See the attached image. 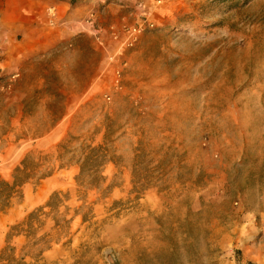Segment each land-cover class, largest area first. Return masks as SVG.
<instances>
[{
  "label": "rangeland",
  "instance_id": "obj_1",
  "mask_svg": "<svg viewBox=\"0 0 264 264\" xmlns=\"http://www.w3.org/2000/svg\"><path fill=\"white\" fill-rule=\"evenodd\" d=\"M27 158L0 254L43 247L11 227L62 191L34 264H264V0H0V180Z\"/></svg>",
  "mask_w": 264,
  "mask_h": 264
},
{
  "label": "trees",
  "instance_id": "obj_2",
  "mask_svg": "<svg viewBox=\"0 0 264 264\" xmlns=\"http://www.w3.org/2000/svg\"><path fill=\"white\" fill-rule=\"evenodd\" d=\"M107 155L108 150L103 145H87L86 148H83V155L78 160L80 171L76 176V183L78 186V200L84 203L74 210L75 214L72 219L78 216H81L84 222L88 219L87 214L82 213L81 210L86 202L87 192L99 189L105 182L103 167ZM35 171V164L27 158L23 161V167L17 168V175L12 183L3 179L0 180V209L2 212L9 208L14 195L21 193L22 186L33 177ZM70 199V192L57 191L52 194L44 205L30 212L21 222L11 227L13 237L24 236L28 240L23 245L22 250L27 248L29 244H32L31 247L34 249L40 244H43V247L34 252H29L26 256L16 257L15 248L7 246L0 254V264H34L43 258L45 252L50 250L53 244H59L60 237L65 229V224L61 222L63 220L64 223H70L71 220L58 219L56 215L60 213V208L65 206V203ZM68 209L66 208V210ZM50 216L54 220V228L57 230L56 235L45 233L36 241L39 229L45 225L42 217ZM27 257H30L32 262H27Z\"/></svg>",
  "mask_w": 264,
  "mask_h": 264
},
{
  "label": "bare ground",
  "instance_id": "obj_3",
  "mask_svg": "<svg viewBox=\"0 0 264 264\" xmlns=\"http://www.w3.org/2000/svg\"><path fill=\"white\" fill-rule=\"evenodd\" d=\"M37 19L39 20L38 22L40 23V21H42V20H45V14L43 15V14H40V16L38 15L37 16Z\"/></svg>",
  "mask_w": 264,
  "mask_h": 264
},
{
  "label": "built area",
  "instance_id": "obj_4",
  "mask_svg": "<svg viewBox=\"0 0 264 264\" xmlns=\"http://www.w3.org/2000/svg\"><path fill=\"white\" fill-rule=\"evenodd\" d=\"M134 32H135V33L138 32L137 29H135ZM139 32H140V31H139ZM108 99L110 100V98H108Z\"/></svg>",
  "mask_w": 264,
  "mask_h": 264
},
{
  "label": "crops",
  "instance_id": "obj_5",
  "mask_svg": "<svg viewBox=\"0 0 264 264\" xmlns=\"http://www.w3.org/2000/svg\"><path fill=\"white\" fill-rule=\"evenodd\" d=\"M72 15V13H70L69 17Z\"/></svg>",
  "mask_w": 264,
  "mask_h": 264
}]
</instances>
